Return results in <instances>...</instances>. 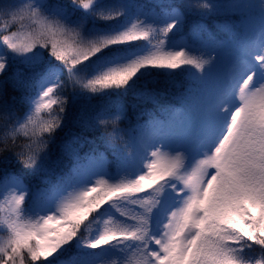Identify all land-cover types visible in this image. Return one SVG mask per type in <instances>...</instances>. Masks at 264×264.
<instances>
[{"label": "snow or ice", "instance_id": "snow-or-ice-1", "mask_svg": "<svg viewBox=\"0 0 264 264\" xmlns=\"http://www.w3.org/2000/svg\"><path fill=\"white\" fill-rule=\"evenodd\" d=\"M0 76V264H264V0H0Z\"/></svg>", "mask_w": 264, "mask_h": 264}, {"label": "trees", "instance_id": "trees-1", "mask_svg": "<svg viewBox=\"0 0 264 264\" xmlns=\"http://www.w3.org/2000/svg\"><path fill=\"white\" fill-rule=\"evenodd\" d=\"M50 3L53 4H63L67 3V0H49ZM137 3L146 5L147 7L151 8L154 4L158 2V0H136ZM164 2L167 3H172V4H180L182 3V0H164ZM159 11V9H156ZM198 17H189L188 20L186 21V24L183 28V34L187 37L194 25V23L198 20ZM204 24H206L209 29H214L219 31L222 26L226 23L234 22L232 21L229 17L226 16H209L203 19L202 21ZM145 42L140 41L137 42L139 45H143ZM9 79L8 77H3L0 76V80H5ZM160 81L161 86H163L166 91V99H171L173 95L176 94V92L179 89V86L182 85L185 82V74L183 71L178 70L175 72H167L166 74L159 75L156 77ZM171 85H175L176 87H169ZM9 92L10 94H16L19 95L18 93H12L11 89V84L9 83L8 85ZM120 100L123 102L125 105L128 106L129 109V116L130 118L135 121L136 119L139 118L140 113H141V107H139L136 102L132 99L131 96L127 97H116V96H102V95H97L95 97H86L82 98L73 108L71 112V120H70V125L67 129H65V132L62 134V136H67L68 133L70 132H76L79 131L78 123L81 119H87L93 112L94 109L97 107L110 102V101H116ZM24 108L21 106L19 108V112H23ZM3 135V130L0 129V136ZM99 133H96L95 136H98ZM93 137H89V139H92ZM59 143V141H58ZM88 146L84 148L83 151H87ZM102 150V149H101ZM55 151V150H54ZM53 159H55V156H53ZM107 159H111V155H107ZM20 165L16 164L14 161L10 164V168L13 171L19 170ZM26 179H31V177H27ZM95 230V225H93V231ZM87 234V233H85ZM91 251H96L99 252L100 250H91ZM77 255V249L76 248H70L63 256V259L68 263L73 257Z\"/></svg>", "mask_w": 264, "mask_h": 264}, {"label": "rangeland", "instance_id": "rangeland-1", "mask_svg": "<svg viewBox=\"0 0 264 264\" xmlns=\"http://www.w3.org/2000/svg\"><path fill=\"white\" fill-rule=\"evenodd\" d=\"M136 43H137V42H136ZM176 71H178V70H176ZM0 234H2V233H0ZM96 250H99V249H96ZM65 253H66V252H65ZM65 253H64V254H65ZM63 256H64V255H63ZM63 256H61L60 259H61L62 261H64L65 264H68V263L63 259Z\"/></svg>", "mask_w": 264, "mask_h": 264}]
</instances>
